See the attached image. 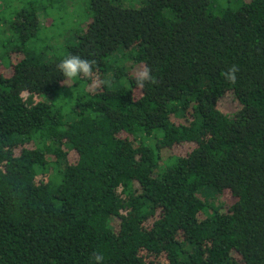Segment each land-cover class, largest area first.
<instances>
[{
  "label": "trees",
  "instance_id": "1",
  "mask_svg": "<svg viewBox=\"0 0 264 264\" xmlns=\"http://www.w3.org/2000/svg\"><path fill=\"white\" fill-rule=\"evenodd\" d=\"M57 1L0 0V264H264V0Z\"/></svg>",
  "mask_w": 264,
  "mask_h": 264
},
{
  "label": "clouds",
  "instance_id": "2",
  "mask_svg": "<svg viewBox=\"0 0 264 264\" xmlns=\"http://www.w3.org/2000/svg\"><path fill=\"white\" fill-rule=\"evenodd\" d=\"M94 65V60L84 59L78 55H72L62 60L57 65V67L60 69V71L64 74L66 78L75 79L78 77L91 78L93 76ZM236 71H238V69L235 65H233L232 68L225 73L226 78L232 83H235ZM133 78L136 81V85L140 88H143L146 82L151 84L158 83L155 76L152 75V70L149 67H144L142 69L137 70ZM93 260L96 262V264H101L103 257L102 255L94 254Z\"/></svg>",
  "mask_w": 264,
  "mask_h": 264
},
{
  "label": "rangeland",
  "instance_id": "3",
  "mask_svg": "<svg viewBox=\"0 0 264 264\" xmlns=\"http://www.w3.org/2000/svg\"><path fill=\"white\" fill-rule=\"evenodd\" d=\"M67 0H58L56 4L63 5V2H66ZM83 0H69V7L74 6L75 10H77V15H81L84 12V6H83ZM129 4L131 5H139L142 0H127ZM66 4V3H65ZM68 8V7H67ZM48 13L49 17L45 20L47 23H55L57 26H63L65 18L62 15V11L57 10L53 7H48ZM222 108L231 113L235 111L239 104L236 99L232 97V95L228 94L222 98L221 101ZM235 200V197L232 195V193L229 190H225L222 194V196L219 198V201H222L224 203H231Z\"/></svg>",
  "mask_w": 264,
  "mask_h": 264
}]
</instances>
